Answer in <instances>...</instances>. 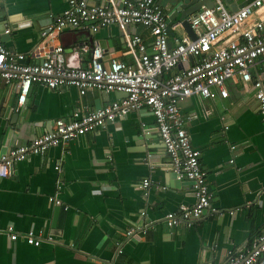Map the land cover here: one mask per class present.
I'll return each mask as SVG.
<instances>
[{
  "label": "crops",
  "instance_id": "crops-1",
  "mask_svg": "<svg viewBox=\"0 0 264 264\" xmlns=\"http://www.w3.org/2000/svg\"><path fill=\"white\" fill-rule=\"evenodd\" d=\"M157 1L170 17L174 0ZM67 6L68 0H0L5 44L28 62L40 61L46 45L42 32ZM8 27L9 34L2 32ZM125 30L150 40L141 25ZM184 38L191 39L183 26L171 27V46ZM58 42L70 62L82 66L98 45L106 60L126 47L119 25L97 32L64 29ZM253 74L264 83V60L257 61ZM227 88V97L193 94L181 102L183 114L193 117L187 129L202 152L212 205L223 213L205 214L192 227L166 225L168 211L196 197L192 182L175 176L155 117L144 107L13 163L0 179V264H228L264 230V114L252 83L229 80ZM123 97L124 92L97 89L81 96L74 86L34 83L19 106L16 84L0 79V155L51 131L58 118H70L77 108H98ZM145 178L152 180L146 189L140 187ZM55 194L62 205L49 199ZM146 222L150 225L138 229ZM10 225L16 232L33 230L41 244L12 240ZM132 228L137 230L128 236Z\"/></svg>",
  "mask_w": 264,
  "mask_h": 264
},
{
  "label": "built area",
  "instance_id": "built-area-1",
  "mask_svg": "<svg viewBox=\"0 0 264 264\" xmlns=\"http://www.w3.org/2000/svg\"><path fill=\"white\" fill-rule=\"evenodd\" d=\"M188 21L196 32V39L184 38L171 46V27L182 24L170 21L157 0H68L63 13L52 15L43 30L45 51L43 58L35 62H28L24 53L10 49L0 33V79L16 84L19 106L26 102L34 83L50 89L74 86L81 96L90 89L127 94L98 108H77L70 118H58L51 131L2 153L0 179L9 175L13 163L32 154H44L51 146L68 143L130 111L147 107L155 117L176 177L190 180L196 197L193 203L168 211L164 217L166 225L169 228L192 227L205 214L223 213L212 205L213 192L202 167V152L192 143L187 129L193 117L183 114L181 102L193 94L208 98L218 93L227 97V81L240 79L246 84L252 83L264 114L263 79L253 74L257 61L264 60V0H251L234 11L224 1L217 0L213 7H201ZM132 24L145 27L150 40L125 30ZM112 25L124 29L126 47L121 55L108 60L98 45L92 49L86 65H74L64 45L55 43L64 29L97 32ZM4 32L9 34L11 28ZM180 64L183 67L174 71ZM145 163H149L148 160ZM151 184L152 180L145 178L140 187L146 189ZM60 188L58 185L57 192ZM49 199L62 205L57 194ZM64 207L67 209L68 205ZM148 225L150 223L146 222L138 229ZM136 230L129 229L127 235L135 234ZM6 231L12 240L22 238L36 246L42 242L33 230L16 232L10 225ZM121 252L120 247L118 253ZM103 264L114 262L108 260ZM228 264H264V230L247 248L232 255Z\"/></svg>",
  "mask_w": 264,
  "mask_h": 264
},
{
  "label": "water",
  "instance_id": "water-1",
  "mask_svg": "<svg viewBox=\"0 0 264 264\" xmlns=\"http://www.w3.org/2000/svg\"><path fill=\"white\" fill-rule=\"evenodd\" d=\"M230 4L227 2V6L232 10H236L237 8L249 3L251 0H237L236 4L234 6H231V2L233 0H229ZM214 0H174L173 1V13L169 17L170 21H174L177 18H179V21L181 22L183 28L187 32V34L191 37V39H196L197 35L195 30L192 28L190 22L188 21L189 16L194 15L198 10L201 9L203 6L207 7H213L214 6ZM5 31V28L2 30V32ZM1 32V31H0ZM2 36V35H1ZM127 94L125 93V96ZM14 164L10 166L13 167ZM176 176V174H175Z\"/></svg>",
  "mask_w": 264,
  "mask_h": 264
}]
</instances>
